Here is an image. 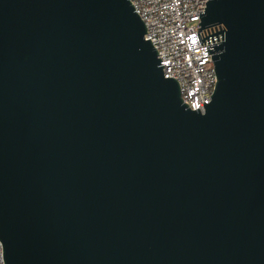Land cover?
<instances>
[{"label":"water","instance_id":"obj_1","mask_svg":"<svg viewBox=\"0 0 264 264\" xmlns=\"http://www.w3.org/2000/svg\"><path fill=\"white\" fill-rule=\"evenodd\" d=\"M203 112L129 0H0L4 264H264V0H207Z\"/></svg>","mask_w":264,"mask_h":264},{"label":"built area","instance_id":"obj_2","mask_svg":"<svg viewBox=\"0 0 264 264\" xmlns=\"http://www.w3.org/2000/svg\"><path fill=\"white\" fill-rule=\"evenodd\" d=\"M142 19L164 77L174 78L189 109L203 112L217 81L211 53L199 41V12L207 0H129ZM0 264H4L0 241Z\"/></svg>","mask_w":264,"mask_h":264}]
</instances>
